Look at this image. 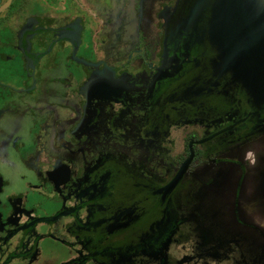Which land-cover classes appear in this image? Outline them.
Returning <instances> with one entry per match:
<instances>
[{
    "label": "flooded vegetation",
    "instance_id": "obj_1",
    "mask_svg": "<svg viewBox=\"0 0 264 264\" xmlns=\"http://www.w3.org/2000/svg\"><path fill=\"white\" fill-rule=\"evenodd\" d=\"M232 1L0 0V264H264V53Z\"/></svg>",
    "mask_w": 264,
    "mask_h": 264
},
{
    "label": "water",
    "instance_id": "obj_2",
    "mask_svg": "<svg viewBox=\"0 0 264 264\" xmlns=\"http://www.w3.org/2000/svg\"><path fill=\"white\" fill-rule=\"evenodd\" d=\"M230 2L232 3L233 1L230 0ZM236 4L237 6H241L243 8L230 10L228 7H225V10L223 11L224 12L223 16H225L224 18L233 19L234 14H236V19H246L248 20V22L250 20H253V25L247 24V32L245 33L243 32V30L245 29V26L237 25V26L232 27L231 25H227V26H221V29H223L224 31H227L231 28V30L233 31L234 30L242 31L240 33L237 31V35H241L240 39H242L243 42H245V40H243V36L249 34L248 37L249 38L250 36L252 37V43L254 45L253 55L255 57L261 56V54L264 53V49L260 48V45L254 36L257 35L256 38H258L259 36L262 38V36L264 35V24L263 23L261 24V20L264 19V6L262 5V0H236ZM251 29L253 30L250 32ZM229 32L230 31L226 33L229 34ZM258 41L260 42L261 39H258ZM227 43L229 44V42L226 41V46H227ZM227 51L231 52L232 47L231 48L227 47ZM242 51L244 52L245 49H242ZM231 57H233V54L229 55V59ZM236 58L237 59L241 58V55L237 56Z\"/></svg>",
    "mask_w": 264,
    "mask_h": 264
},
{
    "label": "rangeland",
    "instance_id": "obj_3",
    "mask_svg": "<svg viewBox=\"0 0 264 264\" xmlns=\"http://www.w3.org/2000/svg\"><path fill=\"white\" fill-rule=\"evenodd\" d=\"M44 249L46 253L44 259L45 261L47 260V264H57L59 259L65 254V250H63V247L61 248V246H53V244L49 243L48 241L45 242ZM49 251H52L50 256L48 253Z\"/></svg>",
    "mask_w": 264,
    "mask_h": 264
}]
</instances>
